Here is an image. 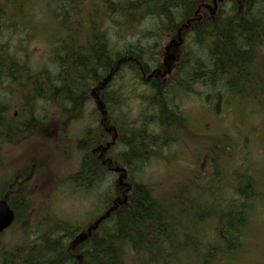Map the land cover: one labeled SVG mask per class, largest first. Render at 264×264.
Masks as SVG:
<instances>
[{
    "label": "trees",
    "instance_id": "16d2710c",
    "mask_svg": "<svg viewBox=\"0 0 264 264\" xmlns=\"http://www.w3.org/2000/svg\"><path fill=\"white\" fill-rule=\"evenodd\" d=\"M15 1L0 0V198L15 210V224L37 231L16 249L0 243V264H127L130 255L140 264H240L255 234L249 202L263 196L251 170L231 167L225 182H201L198 171L186 170L184 181L164 190L141 173L152 160L183 155L169 150L189 143L185 94H197L216 115L256 101L264 117V0H224L213 14L203 8L212 0H35L56 23L51 40L38 34L51 44L42 67L30 64L24 47L11 46L18 30L30 29L31 39L35 29L32 16L24 19L32 0ZM180 29L183 43L172 47L167 70L165 43ZM87 115L80 135L71 136ZM57 126L50 137L62 144L65 160H78L63 181L74 192L99 190L98 201L88 220L50 209L31 225L27 192L36 175L18 180L22 171L7 170L4 152ZM219 136L200 150L215 176L236 162L228 135ZM112 167L125 168L124 185Z\"/></svg>",
    "mask_w": 264,
    "mask_h": 264
},
{
    "label": "rangeland",
    "instance_id": "374dc122",
    "mask_svg": "<svg viewBox=\"0 0 264 264\" xmlns=\"http://www.w3.org/2000/svg\"><path fill=\"white\" fill-rule=\"evenodd\" d=\"M22 1L28 0H16L15 3L19 5ZM40 1L50 2L51 0ZM40 1H29L28 3H32L31 12L28 8L25 11L27 16L24 19L30 20L32 16V25L35 28L34 34L31 35L32 38L26 37L30 29L26 34L21 29L17 31L19 32L18 35L11 42V46L19 50L24 47L29 54L30 64L38 65V67L49 63L51 47L49 41L42 36L39 37L38 34H45L46 38L51 40L56 29L53 13L50 10L49 14L43 12ZM7 10L9 14H13L15 12L14 4L10 3ZM208 13L211 12L208 11ZM167 43L168 41L165 45ZM172 57L174 58L173 54ZM196 88L200 91L203 90L199 87ZM4 93V90L0 91V96L4 97ZM236 101L239 102L238 99ZM130 102L133 112L138 113L142 105L141 100L135 97ZM180 102L186 117L192 123V132L188 136L190 141L188 140L189 143L186 144L184 151L179 146L174 145L169 153H178L180 150L183 155L172 163L152 160L144 167L141 179L147 183L155 184L157 190H164L184 181L187 175L186 170H191L190 172L198 171L199 176L203 177H199L201 182L216 178L225 182L229 178L228 174L231 167L238 168L239 173H243L244 171L240 169L239 165L240 163L245 165L246 170H251L254 178H256L258 188L263 196L254 202H249V206H255L254 213L251 214L255 234L251 239L250 249H247L246 254L242 255L239 263L264 264V117L255 112L259 108L258 102L249 100L244 103L246 106L240 105L241 102H239L235 106H230L220 115H216L214 110L207 106L195 93L183 95ZM92 106V103L88 105L87 112L92 110ZM88 122L89 115L82 122L74 123L71 126L70 135L79 136ZM57 129L58 126L53 127L52 131L37 141L29 143V145L21 148L7 147L4 152V156L7 157L5 167L9 171L16 167L21 168L26 161L31 160L30 157H34L39 163L35 164L27 173L36 172L35 182L28 186L27 192L30 195L32 206L28 215L31 225L37 221L39 215L50 210V207L54 213L68 220L79 222L88 220L92 216L94 206L98 201L99 190L94 189L87 194L83 191L74 192L69 190L67 182L63 181L68 171L76 169L78 160L75 156L69 160L63 158L62 144L50 137L57 136L55 131ZM220 134H227L230 144L235 146L236 150L233 149L234 152L229 155L233 156L236 162H234L235 165L223 164V167L220 165L223 169H218L220 174L215 176L212 166L207 165V153L200 155V150L208 143L218 140ZM214 136L219 137L209 141ZM185 154L187 157L184 156ZM194 190V187L191 188L190 193ZM201 199L202 197L198 201L203 204ZM184 219L183 223L188 220V217ZM33 226L34 224L32 226L21 224V221L16 223L0 236V243L8 249H16L18 246H22L23 243L27 242L28 237L34 238L37 229ZM127 264L140 263L130 255Z\"/></svg>",
    "mask_w": 264,
    "mask_h": 264
},
{
    "label": "water",
    "instance_id": "95a60500",
    "mask_svg": "<svg viewBox=\"0 0 264 264\" xmlns=\"http://www.w3.org/2000/svg\"><path fill=\"white\" fill-rule=\"evenodd\" d=\"M173 43H174V40L171 41V43L168 46H166V49L168 50L169 47H171ZM115 170L118 171L119 168H116ZM14 219H15L14 210L10 207L7 200L0 199V232H3L5 229L10 227Z\"/></svg>",
    "mask_w": 264,
    "mask_h": 264
},
{
    "label": "flooded vegetation",
    "instance_id": "af4514ba",
    "mask_svg": "<svg viewBox=\"0 0 264 264\" xmlns=\"http://www.w3.org/2000/svg\"><path fill=\"white\" fill-rule=\"evenodd\" d=\"M211 4H206V5H204L203 6V8H205L206 10H207V12H208V9L210 10L211 9V6H210ZM217 7V6H216ZM215 11V10H214ZM202 13V12H201ZM214 12H211V14H213Z\"/></svg>",
    "mask_w": 264,
    "mask_h": 264
},
{
    "label": "bare ground",
    "instance_id": "6f19581e",
    "mask_svg": "<svg viewBox=\"0 0 264 264\" xmlns=\"http://www.w3.org/2000/svg\"><path fill=\"white\" fill-rule=\"evenodd\" d=\"M28 68V67H27ZM117 191V190H116ZM101 199V198H100ZM114 206V205H113ZM18 222V221H17ZM98 222V221H97ZM144 230V229H143ZM146 233V232H145ZM148 235V234H147ZM142 242V241H141ZM200 244V243H199ZM207 249V248H206Z\"/></svg>",
    "mask_w": 264,
    "mask_h": 264
}]
</instances>
